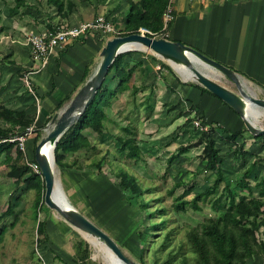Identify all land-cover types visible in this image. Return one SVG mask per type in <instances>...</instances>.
<instances>
[{"label":"crops","instance_id":"crops-1","mask_svg":"<svg viewBox=\"0 0 264 264\" xmlns=\"http://www.w3.org/2000/svg\"><path fill=\"white\" fill-rule=\"evenodd\" d=\"M60 1L72 5L66 17L63 15L66 5L60 13L45 0H26L27 5L20 8L15 7L13 0H0V107L10 111L14 118L22 117L23 121L30 122L27 128H33L32 134L26 138V143L28 140L33 143L32 154L28 155L25 150L23 159L18 164L31 161L35 145L44 136L51 118L68 105L93 74L101 60L100 53L105 43L113 38L109 34L89 33L81 41L65 42L55 49L48 65L44 69H38V62L31 60L27 36L45 31L54 33L58 27L78 26L91 22L98 16H104L115 30L122 34L125 16L129 11V1L136 3L140 0ZM172 8L174 18L167 32L169 41L181 42L197 49L201 54L233 70L254 90H260H256L258 93H264V0H173ZM148 51H129L124 60L136 66L130 86L144 88L137 95L138 100L144 101L151 97L150 99L155 101L150 116L153 121L162 117L160 121L163 124H159L166 127L177 125L176 131H183V137L192 133L193 138H198L201 134L200 130L189 129H193L195 119L205 126L231 132L246 130L240 116L220 99L203 91L196 83L187 84L188 81L173 77L164 67L157 69V65H161L163 60ZM26 78L33 88V94L26 88ZM110 82L108 88L114 89L117 80L113 79L112 75L105 81L106 85ZM246 87L248 88L247 85ZM151 92L154 93L153 96ZM61 103L63 105L58 109ZM0 128H8L1 114ZM24 128L15 126L14 131L21 132ZM184 128L186 129L183 130ZM246 132L238 139V144L246 140ZM175 136L177 137V134L174 132L173 137ZM248 137L252 139L250 150L252 147V150L257 151L256 155L264 153V149L259 147L249 133ZM217 145L221 154L226 144L217 141ZM229 150L228 147L226 154L230 153ZM244 150L249 151L246 143ZM252 150L250 152L255 154ZM79 153L77 155H80ZM246 159L247 162L238 164L239 170L247 165L246 170L251 164L252 159ZM0 160H3V157H0ZM14 163L13 159L12 164ZM263 166L260 164L255 169L257 180L249 179L250 186L257 185L261 180ZM73 170L64 169V173L77 187L75 193L79 194L89 208V215L81 214L98 228H102V231L106 226L112 229L110 224H114V220L121 215L114 207L117 202L115 197L118 195L116 186L111 187L109 183L105 186L104 183L110 180L102 173L86 174L81 170ZM111 188L112 192L109 191ZM257 190L259 191L258 187ZM257 190L255 193L251 188L252 197L257 196ZM105 199L107 202L103 207L99 201ZM109 199H113V204ZM111 207H114V210H111ZM105 221L110 224L108 222L104 226ZM114 227L116 228L113 226L112 230H107L108 233L113 232ZM67 229L63 222L55 219L52 223L49 220L46 223L45 240L49 238L52 243L50 245L56 247L57 241ZM42 255L45 256L43 264H76L70 255L59 258L45 251L40 255V261L43 259ZM263 260L264 257L255 256L245 264H262Z\"/></svg>","mask_w":264,"mask_h":264},{"label":"rangeland","instance_id":"rangeland-1","mask_svg":"<svg viewBox=\"0 0 264 264\" xmlns=\"http://www.w3.org/2000/svg\"><path fill=\"white\" fill-rule=\"evenodd\" d=\"M149 52L150 51H148V53ZM162 64L164 68H170V70H168L169 74L183 81V78L171 68L169 62L162 61ZM202 71L207 74H209L207 72L209 71L213 74L209 75L213 77V79H216L219 84L233 92H237L235 86L221 77L216 71L211 69H202ZM161 72L164 73L163 71ZM110 75H112V73ZM241 80L246 83L245 87L246 85L248 86L246 89L249 93L256 98L264 99L262 97L264 96L263 92H261V94L258 93L257 91L260 90L256 88L254 90L245 79L241 78ZM191 83L194 82H187V84ZM110 84L111 82L107 86L109 87ZM130 104L131 100H129V98H121L115 103L112 110L108 109L106 112L109 119L116 123L120 121L119 123L121 126L126 124V122L123 121L125 116L128 117V120H133L134 128H136V141L139 148H141L144 162L135 165L132 164V161L128 162L123 158H117L116 152L118 150V143L115 141V134L119 133V128L113 123L106 124L102 137H97L93 133L88 134L91 140H95L96 151L90 153L80 151V155H75L74 157L69 156L66 161L71 163L73 160L77 159L78 165L82 168L81 171L86 174H92L96 173L97 170L95 168L88 169L86 168L87 165L92 161H98L107 156L101 166L100 172L110 180L104 183L105 186L109 183L111 187L114 185L117 188L116 194L118 195L115 197V202H117L114 207L115 211L121 212V215L120 218L117 217L114 220V224L113 222L110 224L109 221L104 222V226L109 222L108 224H110L112 229L113 226H116L113 232L108 233V231L112 229L107 226L104 228L103 232L116 242L127 258L137 264H141L140 256H142L143 261L149 264L153 259L152 252L159 247L166 236H169L170 239L169 248L158 254L160 261L165 259L167 251L172 249L177 251L178 246H183L182 252H186L188 250L186 233L191 228H197L203 220L207 218H217L221 216L223 212L219 206L212 208L208 202L199 203V211H195L187 205L186 212H174L175 210H173L172 207L173 199L181 195L185 189L183 187L176 188L171 195L170 191L173 190L176 183L191 182L194 188L192 192L184 198V201H190L196 193L202 192L207 187L211 186L215 176L209 171H204L196 175V177L194 176V172L201 170L203 167L200 157L202 146L188 147L198 140L197 137L193 138L192 133L183 137V131L180 132V129L176 131L177 125L173 124L170 127L162 125L163 123L160 121L162 117L153 121L152 117L146 118V114H144L142 110L138 111V113H130ZM182 121L183 120H181V122ZM159 122L162 124H159ZM194 122L199 123L200 121L195 119ZM201 124L203 125V123ZM256 125L264 128V111H261L260 116L257 118ZM207 127L208 131L211 126L207 125ZM185 129L186 128L183 130ZM189 129L206 132L201 131L200 127H196L194 123L193 129ZM174 132L177 134V137H173ZM244 135L246 136V140H243V142L247 144V150L251 151L252 147L250 150L249 145L252 144V139L248 137L247 132L244 133ZM36 146L37 144L35 148ZM180 147H188L189 150L181 155L180 158L178 157L179 159L172 162L167 171L168 157L171 154H175ZM226 147H224L221 152L224 160L222 169L225 176V183L231 190L236 191V180L245 171L247 166L239 170L238 164L247 162V159L241 161L238 158L235 159L231 152L226 154V150L228 147L230 148V145L227 144ZM32 149L33 143L31 140H28L27 143H25V150L30 156L32 154ZM252 151L255 152V154L257 152L254 150ZM258 156L260 158L258 165H264V153ZM11 158H15V150L12 151ZM253 161L254 159L251 160V163ZM124 165L125 167H123ZM122 168L128 169L129 173L136 177L138 184L141 186L143 190L141 199L147 202L146 212L139 210L137 206L139 199L136 198L130 190H118L119 180L116 174ZM65 169L67 170L69 168ZM72 169L77 170L75 168ZM54 171L55 178L61 185L69 203L79 213L89 215L87 204L81 200L79 194L75 193L77 187L64 173V169L61 170L55 165ZM8 172L9 167L4 163H0V231L2 229L5 231L0 243V264H43L45 256L42 255L43 259L40 261V255L45 251L59 258L60 256L65 257L66 255H70L74 260L77 259V261L78 258L86 254L87 258L84 257L86 260L82 262V264H105L103 253L92 247L84 238V234L71 228L57 212L49 210L47 207L43 208L41 211L35 208L37 201L42 199L41 190L40 193L37 194L32 185L27 186L22 180L15 182L14 179L7 176ZM43 188L44 185L42 189ZM251 188L256 193L257 189L254 184H251ZM112 190L113 188L109 191L112 192ZM147 190H149V192ZM251 196L252 194L250 193V197ZM248 197L249 194L242 191L238 199H247ZM109 200V202L113 204V199ZM106 202V199L105 201H99L100 205L103 207H105ZM119 202L121 205L118 206ZM114 207H111V210H114ZM159 209H164L165 212L163 214L156 213V210ZM154 212V215L148 217L149 213ZM55 219L58 222H63L68 227L67 232L61 235V239L59 238L60 240L57 241L58 245L56 247L50 245L52 243L49 242V238L45 240L46 223H48L49 220L53 223ZM160 221L166 222L165 227L152 229L151 225L154 223L157 224ZM12 224L13 227H11ZM100 229L102 230V228ZM79 243L82 247L79 246L80 249L77 251L76 246ZM185 255L191 258L190 254L188 255V253H186ZM189 263L191 264L192 260Z\"/></svg>","mask_w":264,"mask_h":264},{"label":"trees","instance_id":"trees-1","mask_svg":"<svg viewBox=\"0 0 264 264\" xmlns=\"http://www.w3.org/2000/svg\"><path fill=\"white\" fill-rule=\"evenodd\" d=\"M13 1L16 8L25 7L27 5L26 0ZM45 1L47 4L54 6L60 13L63 12L66 5V11L63 13L65 17L72 7L71 4H65L60 0ZM167 5L168 0H140L136 3L129 1V11L124 21V32L117 37L138 33L140 29L147 30L151 33H159L162 29V15ZM165 39L168 40V38ZM193 49L198 51L195 48ZM126 54L129 53L127 52L117 56L109 68L108 76L112 73L113 79L117 80L116 87L114 89L108 88L105 83L107 76L85 113L58 141L54 149V157L55 165L59 169L75 168L77 170H82L81 166L78 165L77 159L68 163L66 161L67 157H74L80 151L86 153L96 151L95 140H91L88 134L93 133L97 137H102L106 124L108 123H113L119 128V133L115 134V141L118 143V150L116 152L117 158H123L128 162L132 161V164L135 165L144 162L141 149L136 141V128H134L133 120H128V117L125 116L123 121H125L126 124L121 126L119 123L120 121L116 123L109 119L106 112L108 109L112 110L115 103L120 100L122 96L126 98V95L127 98L131 100L130 113H138V111L142 110L147 118L152 115L154 110L155 101L150 99L151 97L144 101H140L137 98V95L144 88L135 85L130 86L136 66L125 62L124 58ZM138 65L140 66V64ZM159 66L160 68L164 67L162 62ZM166 69L170 70L168 67ZM202 90L208 92L203 88ZM153 94L151 92L152 96ZM62 105L63 103L58 106V109L62 107ZM0 114L8 127L5 129L0 128V157H3L0 163H4L9 167V172L7 173L9 178L14 179L15 182L22 180L27 186L32 185L37 194L40 193V190L42 191V199H40V201L38 200L35 205V208L41 211L43 208H46V206L43 202L44 188L42 189V187L44 182L40 172H33L25 163L18 164V162L23 159V154L25 152L23 153L19 150L16 142L9 141L24 133V131L15 132V126H24L25 130L28 125H30V122L23 121L22 117L14 118L10 111L3 108H1ZM120 120L122 121L121 118ZM245 131L246 130L231 132L229 130L211 127L208 131L201 132L198 140L188 146H202L200 157L203 167L201 170L195 171L194 176L196 177V175L204 171H209L215 178L211 186L207 187L202 192L196 193L190 201H184V198L188 196L194 188L191 182L176 183L173 190L170 191L171 195L176 188L183 187L185 189L181 195L173 199L172 207L173 210H175L174 212H186L187 205H189L191 209L199 211V203L208 202L212 208L219 206L223 214L217 218H207L203 220L197 228H191L186 233V244L188 245V250L186 252H182L183 246H178L177 251L173 249L167 251L165 259L160 261L158 254L169 248L170 239L169 236H166L159 247L152 252L153 259L149 264H190L189 262L191 260V264H245L247 260L255 256L264 257V172L259 183L255 185V188L257 189L258 187L259 189V191L257 190V196L250 197L251 186L248 180H257L255 169L259 166L258 163L260 158L258 155L244 150L245 142L240 144L237 143L238 139L242 138L243 132ZM252 138L261 149H264V135ZM217 141L230 145L229 151L235 159L238 158L241 161L246 160L247 157L254 159L236 180V191L231 190L225 183V176L222 169L224 160L220 154ZM188 147H180L175 154H171L168 157L167 171L171 163L177 160L179 155L189 150ZM13 150H15L14 164H12L13 159L11 158ZM106 158L107 156L98 161H92L86 168H95L98 173H101V166ZM29 163H35L34 152L31 162ZM123 167H125V165ZM262 168H264V166ZM116 177L119 180V190H130L133 195L139 199L137 205L139 210L146 212L147 202L141 199L143 190L138 184L136 177L130 174L129 170L126 168H122L116 174ZM147 191L149 192V190ZM242 191L249 193L247 199H238ZM164 212V209L156 210L158 214H163ZM154 214L155 212L149 213L148 217ZM165 225V221H160L157 224H152L151 227L152 229L164 228ZM11 227H13V224ZM4 233L5 231L2 229L0 231V243ZM79 246L82 247L79 243L76 246L77 251L80 249ZM186 253H188V255L190 254L191 258L186 256ZM84 257L87 258L86 254L78 258V261L76 259V264H82V262L86 260ZM140 260L141 264H146L142 256H140Z\"/></svg>","mask_w":264,"mask_h":264},{"label":"water","instance_id":"water-1","mask_svg":"<svg viewBox=\"0 0 264 264\" xmlns=\"http://www.w3.org/2000/svg\"><path fill=\"white\" fill-rule=\"evenodd\" d=\"M130 47L135 48L131 49ZM138 49L151 51L159 59L169 62L173 70L175 69L172 64L184 67L190 74V78L187 80L198 84L210 92L233 110L235 114L240 116L246 131L252 137L264 135V128L256 125L257 118L260 115H256L254 118H247L249 114L248 108L260 112L258 114L264 111V99L256 98L249 93L244 82L233 70L195 51L193 48L175 41L162 38H150L140 33L114 37L108 40L100 53L101 60L93 74L70 100L68 105L55 113L51 118L45 135L35 148L34 159L44 182V205L49 210L57 212L71 228L100 241L122 264L137 263L127 258L112 238L75 210L69 203L61 185L55 178L54 149L62 135L85 113L98 89L108 76L109 68L116 57L120 54ZM199 65L216 71L221 77L232 83L237 92H233L219 84L216 79L204 73ZM46 144H50L53 147L52 158L50 160L41 154V149ZM55 191L60 196L59 203L54 200L53 194Z\"/></svg>","mask_w":264,"mask_h":264},{"label":"built area","instance_id":"built-area-1","mask_svg":"<svg viewBox=\"0 0 264 264\" xmlns=\"http://www.w3.org/2000/svg\"><path fill=\"white\" fill-rule=\"evenodd\" d=\"M216 0H207V2H215ZM223 1H233V0H223ZM173 0H168V5L163 12L162 15V29L159 33H151L147 30L140 29L138 33L150 36V38H167V32L169 25L173 21V8H172ZM89 33H96L98 35L109 34L110 36L117 37L119 33L115 30L112 24L104 17L98 16L91 22H86L80 24L78 26L63 28L58 27L57 30L52 33L49 31H45L43 33L38 34H29L26 38L27 44L30 47V56L31 60L37 61L39 66L38 69H44L51 60L53 52L55 49L68 41L78 42L87 36ZM167 40V39H166ZM157 69H160V66H157ZM26 88L29 93L33 94V88L27 82V78L24 81ZM200 123V122H199ZM194 122L196 127H200L201 131H207L208 127L201 123ZM33 132V128L29 127L24 130V133L20 136L10 139V142H16L17 147L21 152H25V143L26 138L31 135ZM4 142V141H2ZM27 166L35 172L39 173V167L36 163H27ZM264 264V260L262 262Z\"/></svg>","mask_w":264,"mask_h":264},{"label":"bare ground","instance_id":"bare-ground-1","mask_svg":"<svg viewBox=\"0 0 264 264\" xmlns=\"http://www.w3.org/2000/svg\"><path fill=\"white\" fill-rule=\"evenodd\" d=\"M135 48V47H130ZM172 66L174 67V69L177 71V73L183 78V80L189 81L187 79L190 78V74L189 72L186 71V69L180 65H176V64H172ZM202 69L207 70L208 68L203 66V65H199ZM209 74V71H207ZM213 75V74H212ZM248 117H256V115H260L255 111L254 109L248 108ZM41 154L43 157L48 158L49 160L52 158V153H53V147L50 144H46L44 147H42L41 149ZM54 200L59 203L60 202V196L59 194H57V191L54 192L53 194ZM59 201V202H58ZM84 238L86 239V241L92 246L94 247L97 251H100L103 253V259L105 264H122L120 261H118V259L113 255V253L107 249L100 241H98L97 239H94L92 237L86 236L84 234ZM99 252V253H100ZM101 259V258H100Z\"/></svg>","mask_w":264,"mask_h":264}]
</instances>
